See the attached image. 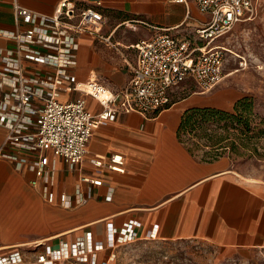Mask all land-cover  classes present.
Masks as SVG:
<instances>
[{"label": "crops", "instance_id": "1", "mask_svg": "<svg viewBox=\"0 0 264 264\" xmlns=\"http://www.w3.org/2000/svg\"><path fill=\"white\" fill-rule=\"evenodd\" d=\"M59 1L0 0V28L16 31L28 27L25 21H17L16 3L52 14ZM97 1L103 3L100 8L107 16L102 34L109 39L82 34L70 71L81 81L96 78L112 91L131 77L136 42L160 31L196 38V30L209 20L195 0H75L91 5ZM0 46L15 47V42L0 34ZM23 65L27 75L52 70L26 58ZM208 92L194 91L181 98L177 91L169 106L146 116L120 112L93 131L88 153L74 166L45 151L53 171V201L44 198L40 187L31 185L35 174L27 164L18 169L13 160L0 157V216L18 223L23 231L19 237L0 242V253L34 244L32 251L20 247L33 259L34 250H42L43 244L56 246L63 240L71 245L87 230L94 242L105 243L108 227L120 229L135 219L138 238L99 251L97 264H114L116 248L142 239L202 241L235 259H261L264 264V183L239 174L227 157L207 160L193 154L178 137L186 110L216 105ZM79 96L80 92L72 90L61 92L58 98L69 101ZM86 99L90 111L102 110L97 99L90 95ZM7 132L0 125V147ZM7 150L33 156L15 147ZM115 152L124 155L123 172L94 165L96 158ZM83 176L100 183H81ZM78 192L85 195L84 202H77ZM63 197L71 202L70 207L61 204Z\"/></svg>", "mask_w": 264, "mask_h": 264}, {"label": "built area", "instance_id": "2", "mask_svg": "<svg viewBox=\"0 0 264 264\" xmlns=\"http://www.w3.org/2000/svg\"><path fill=\"white\" fill-rule=\"evenodd\" d=\"M195 1L199 10L209 15V20L196 30L197 37L179 38L160 31L136 42L131 77L117 91L96 78L78 80L70 71L82 34L109 39L102 34L107 16L100 8L101 1L91 5L61 0L52 14L38 13L16 3V19L25 21L28 27L16 31L0 28V34L15 42V47L0 46V125L8 131L0 157L13 160L18 169L27 164L35 174L31 185L40 187L44 198L53 201L50 190L53 171L48 167L45 151H52L74 166L88 153L93 131L120 112L136 111L146 116L163 109L172 103L176 89L188 81L197 92L213 89L224 77L226 61V47L216 41L253 15L258 0ZM24 58L48 65L52 70L27 75ZM72 90L80 92V96L69 101L58 98L61 92ZM89 95L102 105L100 112L88 109ZM8 147L33 156L10 152ZM93 163L98 168L125 170V158L119 152L98 157ZM80 182L97 184L100 180L83 176ZM77 197L79 203L86 199L83 192H78ZM61 204L72 205L66 197ZM138 225L137 220L131 219L120 229L108 227L105 243L94 242L89 230L71 245L63 240L56 246L45 243L42 250H34L33 259L15 246L0 253V264H97L99 251L135 241L139 236Z\"/></svg>", "mask_w": 264, "mask_h": 264}, {"label": "rangeland", "instance_id": "3", "mask_svg": "<svg viewBox=\"0 0 264 264\" xmlns=\"http://www.w3.org/2000/svg\"><path fill=\"white\" fill-rule=\"evenodd\" d=\"M216 42L226 47L222 81L206 95L211 107L231 114L242 113L241 122L222 119L205 123L183 135L191 152L203 159L227 157L245 178L264 183V0L256 2L253 15L235 25ZM181 98L197 88L190 81L177 89ZM251 103L248 112L235 110L241 100ZM247 115V116H246ZM249 120L250 130L244 124ZM0 216V242L23 234L18 223ZM32 251L33 245L20 246ZM114 264H263L231 257L224 249L197 240L142 239L115 249Z\"/></svg>", "mask_w": 264, "mask_h": 264}, {"label": "trees", "instance_id": "4", "mask_svg": "<svg viewBox=\"0 0 264 264\" xmlns=\"http://www.w3.org/2000/svg\"><path fill=\"white\" fill-rule=\"evenodd\" d=\"M250 108H251V103H248L246 99L237 102V104L235 105L236 111L241 109L242 112H245V111L248 112ZM239 116H241V118H244L242 113L239 114ZM239 116L236 114H231V113H228L222 110H218L211 106L195 107V108L188 109L183 113L181 123L178 128V137L179 139L184 141L183 135L185 133L191 132L199 127H202L205 123L212 122V121L215 122V121L222 120V119H236L237 121L241 122L240 120L241 118ZM244 124L247 130H250L249 120L247 117L244 120ZM216 158H219V157L212 156L210 158H207V160H212Z\"/></svg>", "mask_w": 264, "mask_h": 264}]
</instances>
